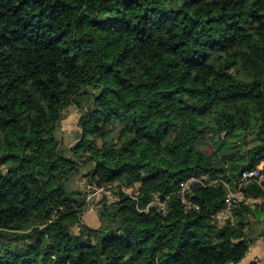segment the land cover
I'll use <instances>...</instances> for the list:
<instances>
[{
  "label": "trees",
  "instance_id": "obj_1",
  "mask_svg": "<svg viewBox=\"0 0 264 264\" xmlns=\"http://www.w3.org/2000/svg\"><path fill=\"white\" fill-rule=\"evenodd\" d=\"M260 162L264 0H0V264H235L264 238V205L212 214ZM80 164L113 195L96 226L66 187ZM203 174L216 182L185 211L178 183Z\"/></svg>",
  "mask_w": 264,
  "mask_h": 264
},
{
  "label": "built area",
  "instance_id": "obj_2",
  "mask_svg": "<svg viewBox=\"0 0 264 264\" xmlns=\"http://www.w3.org/2000/svg\"><path fill=\"white\" fill-rule=\"evenodd\" d=\"M262 169L263 163L260 162L253 168L241 170L233 184L224 182L226 192L224 195L223 204L221 208L212 214V217L218 223H222L227 219L232 222L231 209L238 202H243L244 204L250 206V208L264 205V195H261V193L256 194L252 193L251 191L249 192V187L250 190L255 187L261 191H264V175L262 173ZM215 182L216 179L211 178L209 174L190 176L181 180L178 183L176 194L179 198V201L184 204L185 211L198 207L189 199V193L195 184L207 186ZM168 199L169 195H165L163 198H161L158 194H153V198L149 205H153L157 208V210L165 213L168 210Z\"/></svg>",
  "mask_w": 264,
  "mask_h": 264
},
{
  "label": "rangeland",
  "instance_id": "obj_3",
  "mask_svg": "<svg viewBox=\"0 0 264 264\" xmlns=\"http://www.w3.org/2000/svg\"><path fill=\"white\" fill-rule=\"evenodd\" d=\"M77 111L74 106L68 107L64 115L60 120L59 128L56 130V136L60 139V145L64 152L70 153V147L76 142V130H77ZM238 140L236 138L232 141ZM240 142V141H239ZM202 147L211 152L215 150L216 144L210 139H203ZM252 143H250V146ZM218 156V152L214 151ZM89 164H80L79 173L72 176L66 182L68 189H79L86 191V203L81 213V221L90 226H96L98 224V218L96 214V208L99 200L103 196H108V199L113 198L109 187H96L94 184L89 185L83 176V174L89 170ZM130 188H125L126 192H131ZM261 227V224H260ZM254 260L264 262V238L256 239L249 247L247 254L235 264H250Z\"/></svg>",
  "mask_w": 264,
  "mask_h": 264
},
{
  "label": "crops",
  "instance_id": "obj_4",
  "mask_svg": "<svg viewBox=\"0 0 264 264\" xmlns=\"http://www.w3.org/2000/svg\"><path fill=\"white\" fill-rule=\"evenodd\" d=\"M255 264H264V262H260L259 260H254L253 261Z\"/></svg>",
  "mask_w": 264,
  "mask_h": 264
}]
</instances>
